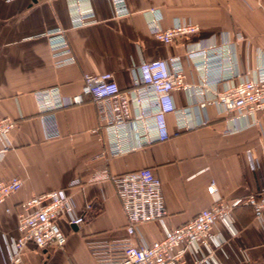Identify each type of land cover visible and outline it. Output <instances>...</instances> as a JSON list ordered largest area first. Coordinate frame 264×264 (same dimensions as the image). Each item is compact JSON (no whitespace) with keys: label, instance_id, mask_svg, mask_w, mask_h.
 <instances>
[{"label":"crops","instance_id":"obj_1","mask_svg":"<svg viewBox=\"0 0 264 264\" xmlns=\"http://www.w3.org/2000/svg\"><path fill=\"white\" fill-rule=\"evenodd\" d=\"M95 21L72 28L65 0H0V119L15 121L8 134L9 149L0 157V181L21 180L20 189L0 205V264L8 263L3 235L17 236L19 206L34 195L62 190L70 197L84 225L58 221L66 237L62 249L38 250L29 246L23 264H98L93 252L127 237L126 218L112 182L93 180L149 168L160 180L167 210L166 225L180 226L210 207L207 192L213 182L220 198L230 201L264 187V111L258 124L234 133L227 117L207 110L210 122L188 132H176L168 116L170 137L165 142L111 157L98 130L97 110L89 97L80 105L56 110L53 115L59 136L46 140L42 115L34 93L59 87L64 97L77 95L85 74L111 73L122 91L131 85V75L141 61L181 57L189 79L196 82L185 59L187 43L199 39L220 42L225 34L236 40L239 71L255 69L264 53V0H126L130 14L115 17L110 0H90ZM159 8L162 26L179 20L199 24V33L165 46L148 32L145 11ZM61 27L76 59L72 66H53L47 30ZM175 104H185L182 93L173 94ZM2 145L0 141V146ZM250 151L256 162L252 169ZM79 185H73V181ZM231 226H216L220 248L211 264H264V225L256 221L248 206L236 207ZM159 222L138 226L136 240L147 243L164 237ZM196 247L185 255L187 264L206 257Z\"/></svg>","mask_w":264,"mask_h":264},{"label":"built area","instance_id":"obj_2","mask_svg":"<svg viewBox=\"0 0 264 264\" xmlns=\"http://www.w3.org/2000/svg\"><path fill=\"white\" fill-rule=\"evenodd\" d=\"M69 10L70 25L78 28L95 21L90 0H65ZM113 15L130 14L126 0H110ZM150 35L168 46L180 38L196 36L200 27L191 20H175L170 26H162L159 8L145 11ZM43 35L47 38L53 66L56 69L72 66L76 59L69 46L65 29L54 27ZM225 34L220 42L199 39L186 46L185 59L193 68L196 82L189 79L181 57L141 61L131 75V85L122 91L111 73L85 74L81 91L72 97H64L59 87L34 93L36 106L42 115L46 140L59 136L54 115L56 110L80 105L89 97L97 110L98 130L104 137L105 152L116 157L139 150L145 146L169 139L168 116H172L176 132H188L209 124L207 114L213 108L218 115L227 117L234 125V133L258 124L256 114L264 111V53L260 63L251 71H239L236 60V40ZM182 93L185 104L178 107L173 94ZM10 118L0 119V157L9 149L8 134L15 128ZM249 164L256 169L250 151ZM110 180L115 188L126 218L127 237L104 245L93 255L98 264H187L185 255L191 249L203 247L208 251L195 264H211L213 251L223 241L217 239L216 226L223 222L232 227V213L236 207L248 206L256 221L264 225V187L253 194L230 201L220 198L213 182L207 192L215 197L210 207L200 211L193 219L173 228L166 225L167 210L164 204L160 180L149 168L109 177L95 175L93 180ZM79 185V181H73ZM21 187V180L12 178L0 181V205ZM17 236L2 239L8 251L7 264H23V253L33 246L38 250L62 249L66 237L58 221L68 225H84L73 201L62 190L34 195L19 206ZM159 222L164 227V237L147 243L136 240L138 226Z\"/></svg>","mask_w":264,"mask_h":264}]
</instances>
